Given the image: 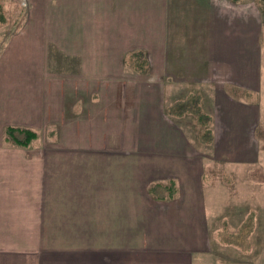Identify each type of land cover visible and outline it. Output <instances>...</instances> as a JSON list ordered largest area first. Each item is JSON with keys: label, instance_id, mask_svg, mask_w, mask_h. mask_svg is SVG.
Segmentation results:
<instances>
[{"label": "crops", "instance_id": "crops-1", "mask_svg": "<svg viewBox=\"0 0 264 264\" xmlns=\"http://www.w3.org/2000/svg\"><path fill=\"white\" fill-rule=\"evenodd\" d=\"M231 1H3L23 18L0 46V264H209L211 230H230L234 216L204 183L210 153L167 101L187 100L181 85L199 82V68L255 89L251 57L232 55L254 43L256 17ZM193 3L209 8L195 17L206 31L196 72L175 47L190 35ZM136 51L146 54L143 71L128 62ZM222 85L210 98L215 142L230 130ZM8 127L38 137L16 145Z\"/></svg>", "mask_w": 264, "mask_h": 264}, {"label": "rangeland", "instance_id": "rangeland-1", "mask_svg": "<svg viewBox=\"0 0 264 264\" xmlns=\"http://www.w3.org/2000/svg\"><path fill=\"white\" fill-rule=\"evenodd\" d=\"M3 1L0 0L2 9L0 11V46L3 38L17 30L23 18L22 13L15 9L4 10ZM23 2L26 3V0ZM187 7V11L193 13L188 16L186 11L187 22L190 23L189 38L180 31V34L185 36V42L177 43L179 37L172 32L171 39L168 40V57L171 62V58L176 55L172 43L176 39V49H180L183 56L191 54L192 59H187V64H190V69L196 72L198 62V59H195L196 56L200 52L206 55L200 43L203 41L202 36L206 37V31L205 27L198 25L195 17L199 16L200 12L197 10H201V7L202 10L207 11L209 8L206 5L196 6L195 3ZM239 8L241 13L246 14L249 8L250 12L255 14V20L252 19L255 32L254 43L249 48L242 44L239 52L235 47L233 50L235 54L232 56L238 55L240 59L245 56L242 51H246L247 56L251 57L249 66L256 77L255 89L248 90L238 84L224 86L222 85L224 83L214 81L217 76L212 72L213 69L199 68V71H204L200 74L199 82H187L181 85L183 90L179 92V95L181 94L182 98L188 93L185 102L187 106L184 108L182 102L174 105L167 101L168 115L177 118L181 111H184L182 112L184 116L179 117L181 119L177 121L202 151L210 153L212 158L210 157L211 160L207 161L209 166L205 170L204 183L215 184L214 191H216L218 206L223 210L224 215L233 214L234 216L232 223L235 226H230V230H211L213 253L211 260L208 261L209 264H264V0H244ZM4 16L5 21L2 19ZM242 37L243 35L240 34L239 39ZM131 61L128 62L132 63ZM207 64L211 63L206 62ZM240 66H243V69L246 68L244 63ZM176 77L185 79L187 75L181 74ZM173 84L169 83L168 86ZM216 85H222L221 94H224V99H229L231 104L224 106L221 110L224 114L222 124L230 126V130L223 133L222 137L215 142L213 127L216 112L210 98L217 93ZM177 90L180 91V88ZM189 97L191 100H188ZM162 190L158 185H154L156 193L159 194ZM208 197L211 200L210 196ZM244 216L246 221L241 222ZM240 222L242 225L237 230ZM64 257L65 260L70 258L66 254Z\"/></svg>", "mask_w": 264, "mask_h": 264}, {"label": "trees", "instance_id": "trees-1", "mask_svg": "<svg viewBox=\"0 0 264 264\" xmlns=\"http://www.w3.org/2000/svg\"><path fill=\"white\" fill-rule=\"evenodd\" d=\"M233 2H240L241 0H232ZM133 62H132V61ZM129 61H131L135 68H138L139 70L143 71L146 69V65L148 64V61L146 59V54L143 51H136L130 54ZM188 100H191L190 97ZM186 102V101H185ZM183 102V107L187 106V104ZM180 106V105H179ZM38 137V133L35 130H29V129H21L16 127H8L6 129V139L7 141L13 142L16 145H30L32 141H34ZM174 183L171 185L173 186ZM169 196L173 197L176 193V186L169 187ZM154 191V187H153Z\"/></svg>", "mask_w": 264, "mask_h": 264}]
</instances>
